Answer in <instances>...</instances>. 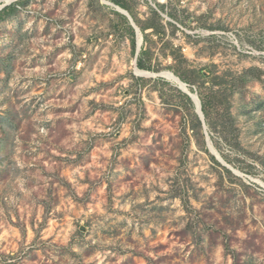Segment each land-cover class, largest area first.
Listing matches in <instances>:
<instances>
[{
    "label": "rangeland",
    "instance_id": "obj_1",
    "mask_svg": "<svg viewBox=\"0 0 264 264\" xmlns=\"http://www.w3.org/2000/svg\"><path fill=\"white\" fill-rule=\"evenodd\" d=\"M164 1H131L162 16L159 71L103 0L0 21V264H264V0ZM205 68L236 89L207 130L241 176L167 75Z\"/></svg>",
    "mask_w": 264,
    "mask_h": 264
},
{
    "label": "trees",
    "instance_id": "obj_2",
    "mask_svg": "<svg viewBox=\"0 0 264 264\" xmlns=\"http://www.w3.org/2000/svg\"><path fill=\"white\" fill-rule=\"evenodd\" d=\"M26 1L27 0H23V1H19L17 3H13V4L5 7L3 10H1L0 11V21L5 20V19L15 15L16 13H18L20 8L25 5ZM92 1H94V0H92ZM108 1L114 3L117 6H120L121 8L127 10L128 12H130V14L134 18L136 24L141 29V32H142V35L144 38V44L142 46L141 52H140L138 59H137L138 68L140 70H144V71H159L158 70L159 68H155L153 66V64H152V57H153L152 51L147 47L148 41H149V34H150L149 30H152V32H154V34L158 35L161 39L163 38V36L165 34V26L162 23L163 19H162V16L160 15L159 11L153 10L152 11L153 17L149 21H141L136 17V15L134 13L133 4L131 5V1H133V0H108ZM158 7L160 9L162 8V10L164 9L163 5L158 4ZM115 16H117V18L119 19L118 23L116 24V27L118 29L120 27L126 28V30L128 31V35L130 37V41H131V45L133 47V50H135L137 47V41H136L137 35L135 32V29L132 27L128 18L125 15H122L121 13L116 11ZM170 25H172V24H170ZM178 53H179V50L172 48V55H178ZM185 61H187V60H185ZM204 71H207L208 75L204 74ZM173 72L183 82L190 85L191 91L196 93L199 96L201 103H202L203 113L205 115V122H206V125H207L209 132L212 133L213 131H217L218 127H217L216 123L214 122V114H215L216 110L218 109V105L224 104V106H226L225 110H227L226 114L230 115V113L228 111L230 110V108L232 106L231 105V98L235 94L236 89H234V87L232 89H230L229 91L227 89H223V87H222L223 83L220 81L221 77H218V76L213 77L214 76L213 71H209V69H207V68L201 69V70L193 69V71H188V72H191L193 75L197 76V78L194 80L192 79V77L188 76V73H186V72H180L177 70H173ZM240 79L243 82H246L243 77H240ZM197 80H199V81H197ZM208 83H210L211 86L206 88L209 91V93L207 95H205L202 92V89ZM215 86H221V88H219L218 90H215ZM180 94H181L183 100L185 101L184 105H185L187 111L190 114H192V115H190L192 118V120L190 121L191 122L190 123L191 129L194 132H198V133L202 134L203 125H202V122H201L199 116L193 112L195 105H194L192 99L185 93L180 92ZM162 96H163V94H162ZM231 116L232 115L229 116V119L231 121H233ZM212 140L214 142L215 147L219 151H221L220 144L217 143L213 139V137H212ZM205 150L208 152V149H205ZM211 157L213 160H215V158L213 156H211ZM223 158L225 159V161L227 163L235 165V162H233L231 159H229V157L224 155ZM215 162L217 163L216 160H215ZM227 172L231 175V172L229 170H227Z\"/></svg>",
    "mask_w": 264,
    "mask_h": 264
},
{
    "label": "water",
    "instance_id": "obj_3",
    "mask_svg": "<svg viewBox=\"0 0 264 264\" xmlns=\"http://www.w3.org/2000/svg\"><path fill=\"white\" fill-rule=\"evenodd\" d=\"M16 1H17V0L12 1V2H8V1H7L6 3L2 4L0 11L3 10L5 7H7V6L13 4V3L16 2ZM103 1L106 2V4L112 5L113 7L116 8V10H117L118 12H120V13L124 14L126 17H128V19L131 21V23H132V25H133V27H134L136 33H137L138 38H139L140 35H142V34H141V30H140V28L135 24V22H134L132 16H131L126 10H124L123 8H121V7L117 6V5H114V4L110 3V2H108L107 0H103ZM142 42H143V38H142ZM142 42L139 43V41H138V43H137L135 69H139V68H138V65H137V59H138V56H139V54H140V52H141ZM153 77H154V76H153ZM155 77H156V76H155ZM178 79L181 80L179 77H178ZM182 82H183V81H182ZM183 83H184L185 86H187V87L189 88V85H188L187 83H185V82H183ZM180 89L192 99V101H193V103H194V105H195V107H196V113H197V115L199 116V118H200V120H201V122H202L204 132H205V134H206V136H207V146H208L209 151L215 156V158H216V159H217V160H218L223 166H225L226 168H228V169H229L230 171H232L234 174H236V175H238V176H241V175H239V174H237V173L235 172L236 170H235L232 166H230V165H229V164H228V163H227V162L221 157L220 153H219V152L214 148V146L212 145L211 140H210V136H209V133H208V130H207V125H206V122H205V115H204V113H203L202 103H201V100H200L199 96H198L196 93L192 92L190 89H189V91H185V90H183L182 88H180ZM212 148H214L215 151H216L218 154H216V153L212 150ZM218 155H219V156H218ZM220 158H221L222 160H221Z\"/></svg>",
    "mask_w": 264,
    "mask_h": 264
},
{
    "label": "bare ground",
    "instance_id": "obj_4",
    "mask_svg": "<svg viewBox=\"0 0 264 264\" xmlns=\"http://www.w3.org/2000/svg\"><path fill=\"white\" fill-rule=\"evenodd\" d=\"M144 74L147 75V74H149V73H145V72H144ZM167 75H168V77H169L173 82H175L180 88H182V89L185 90V91H189L188 87L185 86L184 83H183L181 80H179L177 76H175V75L172 74V73H168ZM212 150L215 152V150H214L213 148H212ZM215 153H216V152H215Z\"/></svg>",
    "mask_w": 264,
    "mask_h": 264
},
{
    "label": "crops",
    "instance_id": "obj_5",
    "mask_svg": "<svg viewBox=\"0 0 264 264\" xmlns=\"http://www.w3.org/2000/svg\"><path fill=\"white\" fill-rule=\"evenodd\" d=\"M108 1V0H107ZM158 1V3H160V4H165V1L164 0H157ZM108 2H110V1H108ZM110 3H112V2H110ZM112 4H114V3H112ZM115 5V4H114ZM120 7V6H119ZM125 10V9H124ZM133 10H134V13H135V15H136V17L139 19V20H141V21H143L142 19H140L138 16H137V13H136V11H137V9H136V6H134L133 5ZM127 11V10H126ZM128 12V11H127ZM120 13V12H119ZM129 14H130V12H128ZM122 14V13H121ZM122 15H124V14H122ZM131 15V14H130ZM132 16V15H131ZM128 18V17H127ZM133 18V17H132ZM129 20V19H128ZM133 20H134V18H133ZM129 22H130V24L132 25V23H131V21L129 20ZM134 22H135V20H134ZM135 24H136V22H135ZM132 27H133V25H132ZM139 27V26H138ZM134 28V27H133ZM120 30V29H119ZM141 30V29H140ZM151 30H149V32H150ZM136 32V31H135ZM125 33H128L127 31L125 32L124 31V34ZM142 34V33H141ZM136 35H137V33H136ZM142 37H143V35H142ZM136 38H138V36L136 37ZM137 43H138V41H137ZM136 51H137V49H136ZM3 145H0V147H2ZM3 148V147H2Z\"/></svg>",
    "mask_w": 264,
    "mask_h": 264
},
{
    "label": "built area",
    "instance_id": "obj_6",
    "mask_svg": "<svg viewBox=\"0 0 264 264\" xmlns=\"http://www.w3.org/2000/svg\"><path fill=\"white\" fill-rule=\"evenodd\" d=\"M163 15V14H162ZM165 16V15H164ZM180 28H182V27H180Z\"/></svg>",
    "mask_w": 264,
    "mask_h": 264
}]
</instances>
